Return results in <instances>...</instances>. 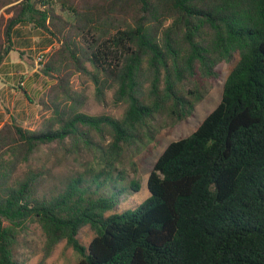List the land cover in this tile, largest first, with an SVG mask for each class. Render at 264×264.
<instances>
[{
    "label": "trees",
    "instance_id": "obj_1",
    "mask_svg": "<svg viewBox=\"0 0 264 264\" xmlns=\"http://www.w3.org/2000/svg\"><path fill=\"white\" fill-rule=\"evenodd\" d=\"M34 45L41 75L54 81L40 101L52 118L34 132L0 117V264H18L29 224L43 233V260L65 242L75 264H264V0H0V72L11 52ZM230 62L216 108L155 162L149 197L114 212L127 191L113 171L123 148L157 115L191 116L201 95L187 97L184 84L216 79ZM75 74L99 103L113 91V103L126 105L122 118L80 112ZM105 129L101 167L60 192L38 195L37 174L12 178L42 146L90 145L86 132ZM85 227L94 234L86 247Z\"/></svg>",
    "mask_w": 264,
    "mask_h": 264
},
{
    "label": "rangeland",
    "instance_id": "obj_2",
    "mask_svg": "<svg viewBox=\"0 0 264 264\" xmlns=\"http://www.w3.org/2000/svg\"><path fill=\"white\" fill-rule=\"evenodd\" d=\"M34 44L39 38H33ZM25 50L20 57L19 53L11 52L7 62L16 64L21 58L23 68H11L9 72H0V117L3 121L14 120L22 128L30 131H40L52 118L50 110L40 104L47 100L49 87L54 84L40 73L42 66L38 61L40 47L33 46ZM47 50L44 51L46 53ZM234 62L222 63L217 67L216 79L202 80L198 77L184 84L183 92L198 90L201 99L195 104L191 116L181 121H173L165 115H157L150 124L149 129H140L136 141L123 148L118 163L115 164L114 173L120 172L124 178L121 186L127 188L120 196L116 213L134 209L149 197L147 191V178L164 149L169 143L190 135L204 118L212 112L221 99L224 81ZM23 83V84H22ZM23 88V91L18 88ZM70 90L82 97L80 112L90 116L106 115L113 119L122 118L126 109L125 104L113 103V91L105 93L103 103H99L94 95V87L90 80L82 75L75 74L69 83ZM11 89L18 94L11 93ZM61 107L65 100L61 99ZM49 104V103H48ZM2 123L0 122V127ZM56 127V126H55ZM90 145L84 142L66 140L62 144L44 145L38 149L27 162L17 166L12 174L13 179H23L27 174H37V194L51 195L60 192L71 177L79 174L93 173L101 167L96 159L105 151L111 141L105 129L101 134L86 132ZM6 158H8L6 156ZM87 173V174H88ZM132 182L139 186L137 191L130 189ZM94 234L85 227L81 230L78 239L83 246H87ZM44 236L36 224H29L18 237L14 251V259L18 264H75L79 256L65 242H61L52 251L51 255L43 260Z\"/></svg>",
    "mask_w": 264,
    "mask_h": 264
},
{
    "label": "crops",
    "instance_id": "obj_3",
    "mask_svg": "<svg viewBox=\"0 0 264 264\" xmlns=\"http://www.w3.org/2000/svg\"><path fill=\"white\" fill-rule=\"evenodd\" d=\"M9 56H10V54H9ZM8 57H7V59H8ZM6 64H8V66L4 69V71L6 70L7 72H9L8 69H11L13 67L11 65H13V64L11 62H7V60H6ZM14 65H17L16 68H19V69L21 68L22 69L23 65H24V62H23V60L21 58H19L17 60L16 64H14ZM13 68H15V67H13ZM11 93L18 94L17 90L15 91L14 89H11Z\"/></svg>",
    "mask_w": 264,
    "mask_h": 264
},
{
    "label": "built area",
    "instance_id": "obj_4",
    "mask_svg": "<svg viewBox=\"0 0 264 264\" xmlns=\"http://www.w3.org/2000/svg\"><path fill=\"white\" fill-rule=\"evenodd\" d=\"M41 59H42V57H39V58H38V61H41Z\"/></svg>",
    "mask_w": 264,
    "mask_h": 264
}]
</instances>
